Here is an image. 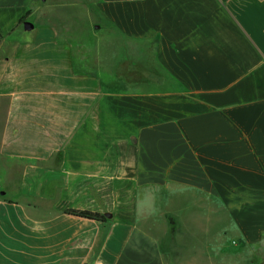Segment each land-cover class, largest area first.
Returning <instances> with one entry per match:
<instances>
[{
    "label": "crops",
    "instance_id": "1",
    "mask_svg": "<svg viewBox=\"0 0 264 264\" xmlns=\"http://www.w3.org/2000/svg\"><path fill=\"white\" fill-rule=\"evenodd\" d=\"M43 1L0 0V264H264V0H90L108 71Z\"/></svg>",
    "mask_w": 264,
    "mask_h": 264
},
{
    "label": "rangeland",
    "instance_id": "2",
    "mask_svg": "<svg viewBox=\"0 0 264 264\" xmlns=\"http://www.w3.org/2000/svg\"><path fill=\"white\" fill-rule=\"evenodd\" d=\"M91 6L90 0H44L36 12L39 17L42 13L52 17L50 20H42L43 24L55 28L70 29L73 33L68 37L80 39L81 57L87 59L92 55L97 67L102 71H108L110 67H107V63L110 62L108 58L110 54L106 52V40L104 37L93 35L95 31L99 32L100 29H104L106 24L96 18ZM30 21L34 22L36 26L40 25L33 18H30ZM48 21L51 23L47 24ZM242 261L244 260L240 262Z\"/></svg>",
    "mask_w": 264,
    "mask_h": 264
},
{
    "label": "trees",
    "instance_id": "3",
    "mask_svg": "<svg viewBox=\"0 0 264 264\" xmlns=\"http://www.w3.org/2000/svg\"><path fill=\"white\" fill-rule=\"evenodd\" d=\"M27 14H28V12H26V14L21 17L20 22H21V20L25 19ZM66 213L73 215V216H76V217L89 219V220L102 221V222L105 221L104 216H102L98 213H93V212H89V211L68 210V211H66Z\"/></svg>",
    "mask_w": 264,
    "mask_h": 264
},
{
    "label": "water",
    "instance_id": "4",
    "mask_svg": "<svg viewBox=\"0 0 264 264\" xmlns=\"http://www.w3.org/2000/svg\"><path fill=\"white\" fill-rule=\"evenodd\" d=\"M29 27L31 28V27H32V25H31V24H29Z\"/></svg>",
    "mask_w": 264,
    "mask_h": 264
}]
</instances>
